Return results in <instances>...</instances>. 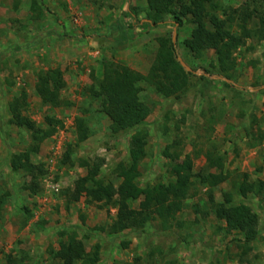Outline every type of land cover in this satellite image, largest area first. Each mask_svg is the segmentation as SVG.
<instances>
[{"label": "rangeland", "instance_id": "374dc122", "mask_svg": "<svg viewBox=\"0 0 264 264\" xmlns=\"http://www.w3.org/2000/svg\"><path fill=\"white\" fill-rule=\"evenodd\" d=\"M36 1L32 8L31 0H0V264L8 251L26 256L25 264H61L49 250L58 248L59 241L72 232L87 250L100 244L96 264H264V204L251 193H235L233 185L242 178H264V138L259 145L250 146L257 129L264 131V39L247 38L235 50V68L227 78L215 70L213 49L194 58L183 44L192 23L186 21L178 27L170 14L153 23L147 17L150 12L145 0ZM243 1L221 0L222 9L234 16L231 10ZM127 6L137 20L150 24L132 25ZM218 14L224 18L222 10ZM236 22L231 23L234 32H238ZM160 37H169L177 59L192 69L191 85L176 98L165 97L142 81L139 96L150 106L149 116L139 125L114 132L99 109V100L87 88L97 86L104 64L109 62L147 73ZM54 67L63 71L61 98L70 103L52 106L35 91L37 72ZM21 89L27 94L23 114L42 128L49 127V117L61 121L31 155L45 169L35 195L24 189L29 176L12 171L9 164L11 154L30 143L29 130L8 122V102ZM78 116L84 117L90 129L83 141L77 139ZM139 131L147 133L146 155L139 162L136 179L140 186L170 180L169 166L186 153L194 157V172L206 168L204 152L208 148L223 156L222 169H209L228 176L211 188L215 201L222 200L223 191H232L233 203L251 206L259 218V236L243 262L238 246L242 234L217 228L221 223L208 200L209 190L200 183L193 184L182 211L167 229L156 219L144 229L109 234L97 228L111 224L116 208L88 203L84 196L66 206L67 190L87 172L79 159L102 158L98 177L117 185L121 179L115 167L130 162L131 136ZM177 139L180 156H164L166 145Z\"/></svg>", "mask_w": 264, "mask_h": 264}, {"label": "trees", "instance_id": "16d2710c", "mask_svg": "<svg viewBox=\"0 0 264 264\" xmlns=\"http://www.w3.org/2000/svg\"><path fill=\"white\" fill-rule=\"evenodd\" d=\"M145 2L150 12L147 17L153 23H157L165 14H170L178 27H182L186 21L192 23L190 34L183 40V44L194 58H200L206 50L213 49L217 61L215 70L227 78H231L235 68V50L243 46L247 38L257 41L264 39V0H244L231 10L234 16L222 9L221 0H145ZM35 6L37 1L31 0V7ZM129 7L126 13L135 19L137 25L150 24L148 21L137 20ZM220 10L223 11L224 18L219 16ZM39 15L40 12L37 16ZM236 20L238 32L231 30V23ZM203 70L208 71L205 68ZM191 73L192 71L185 70L175 56L171 39L160 37L147 73L142 74L121 62H109L104 64L103 74L97 86L89 87L87 90L93 99L99 100L100 111L109 118L111 129L117 132L141 124L150 114V106L139 96L142 81L151 84L165 97L178 98L189 89ZM222 82L232 87L231 83ZM64 87L63 71L59 67L37 72L35 91L43 102L52 106L70 103L61 98V90ZM26 103L25 89H21L19 94L8 102L10 113L8 122L30 131L28 147L12 153L9 164L12 171L21 170L29 176V182L24 189L30 195H35L41 189L39 177L45 173V169L42 163H34L31 155L39 151L40 143L56 131V126L61 125V121L49 117V127H40L22 113ZM75 121L77 139L83 141L89 136L90 129L84 117L78 116ZM263 138L264 131L258 128L256 140L250 146L259 145ZM146 144V132L139 131L131 136L130 162L118 163L115 167L116 175L121 179L117 185L98 177L103 164L102 158H95L93 161L79 159V165L85 167L87 172L83 176H78L74 181V187L67 190L66 206L84 196L88 203H101L103 206L116 208L111 224L97 228L109 234H117L125 229H144L149 222L156 219L160 221L163 229H167L176 214L182 211L183 201L190 194L193 184L200 183L209 190L208 200L215 218L221 223L217 228L223 229L226 233L242 234L238 246L239 260L243 262V258L252 250L251 243L259 236V218L251 206L233 203L232 191H223L222 200L215 201L211 188L226 180L228 176L222 172H211L209 169L214 167L222 169L223 156L208 148L204 152L206 168L194 172V157L191 153H186L181 160L169 166L170 180L140 186L136 179L140 175L139 162L146 155ZM171 148L174 149L170 151ZM178 148L177 139L166 145L163 155L179 157L181 150L178 151ZM65 159L69 160L70 156L66 155ZM233 185L235 193H251L264 204V178L252 181L242 178L233 182ZM134 202H137V206H132ZM49 252L53 258L59 259L61 264H96L100 259V244L95 243L87 250L84 241L72 232L66 239L59 241L57 249L50 248ZM25 260L26 256L23 254L8 251L3 254L1 264H25Z\"/></svg>", "mask_w": 264, "mask_h": 264}, {"label": "water", "instance_id": "95a60500", "mask_svg": "<svg viewBox=\"0 0 264 264\" xmlns=\"http://www.w3.org/2000/svg\"><path fill=\"white\" fill-rule=\"evenodd\" d=\"M177 25V23H175ZM172 39L174 40L175 39V31H174V34H173V37ZM178 61L180 62V64L185 68V70L187 71H192V69L190 68V66H188L181 58H178Z\"/></svg>", "mask_w": 264, "mask_h": 264}, {"label": "crops", "instance_id": "0c3cea01", "mask_svg": "<svg viewBox=\"0 0 264 264\" xmlns=\"http://www.w3.org/2000/svg\"><path fill=\"white\" fill-rule=\"evenodd\" d=\"M128 7V6H127ZM127 10H128V8H127ZM126 10V11H127ZM129 17H130V19H131V23L133 22L134 24L136 23V21H135V19L134 18H132L130 15H129ZM113 21H115V19L113 20ZM140 21H144V20H140ZM132 23V24H133ZM80 198H82V197H80ZM85 198V197H84ZM75 202V201H74ZM55 249H57V248H55Z\"/></svg>", "mask_w": 264, "mask_h": 264}]
</instances>
